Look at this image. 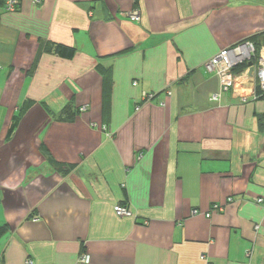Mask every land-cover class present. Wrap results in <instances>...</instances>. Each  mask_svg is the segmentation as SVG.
<instances>
[{"label": "crops", "instance_id": "1", "mask_svg": "<svg viewBox=\"0 0 264 264\" xmlns=\"http://www.w3.org/2000/svg\"><path fill=\"white\" fill-rule=\"evenodd\" d=\"M18 1L0 3V264H264V98L239 97L248 67L213 101L205 67L264 47V0Z\"/></svg>", "mask_w": 264, "mask_h": 264}, {"label": "built area", "instance_id": "2", "mask_svg": "<svg viewBox=\"0 0 264 264\" xmlns=\"http://www.w3.org/2000/svg\"><path fill=\"white\" fill-rule=\"evenodd\" d=\"M39 2L40 0H36ZM4 9L9 12H14L17 10L19 1L18 0H0ZM129 17L134 21H139L141 19V14L138 9H134L129 12ZM257 52V47L254 42L250 40H245L239 42L231 47L224 48L219 53L210 58L206 63L205 67L210 73L218 75L221 81V89L218 93H214L211 97L213 101H220L223 94L229 91H235L237 85L239 84L238 79L240 75L246 74V69L240 72H235L234 68L243 64L246 61H251ZM261 56L258 61V70L255 76L254 90L249 92L246 89L239 91V97L243 101H247L250 96L257 98V88L264 92V47L261 50ZM243 87V86H242ZM251 89V88H248ZM147 97H153L154 93H147ZM86 107H82L81 110H85ZM228 203L233 201L232 197L228 198ZM262 198H258L257 202H262ZM225 206L221 203H214L212 205V210L207 212V216H211V211H221ZM115 212L119 216H131L132 211L126 206L119 204L115 207ZM197 212V210H195ZM91 257L87 253H83L78 258L77 264H90ZM28 264H33V261H28Z\"/></svg>", "mask_w": 264, "mask_h": 264}, {"label": "trees", "instance_id": "3", "mask_svg": "<svg viewBox=\"0 0 264 264\" xmlns=\"http://www.w3.org/2000/svg\"><path fill=\"white\" fill-rule=\"evenodd\" d=\"M253 38L254 37H251L250 39H253ZM256 47H257V51H259L260 47L258 45ZM54 50L59 56L64 57V58H68V59L73 58L77 52V49L75 47L68 46V45H65L62 43L55 44ZM245 64L246 63H243V64L239 65L238 67L234 68V71L240 72L241 70H243L245 68ZM257 98H259V99L264 98V92L262 90H260L259 88H257ZM33 102L34 101L28 99V100H25L22 103V105H20L18 112L16 114H14V116H13L12 123H11V126H10L9 131H8L9 135H11L14 132V130L18 126L21 118L23 117V115L25 114L27 109H29L32 106ZM70 107H71V105H68L67 107H65V111L70 110L71 109ZM256 122H257L258 128L261 131H264V113L256 114Z\"/></svg>", "mask_w": 264, "mask_h": 264}, {"label": "rangeland", "instance_id": "4", "mask_svg": "<svg viewBox=\"0 0 264 264\" xmlns=\"http://www.w3.org/2000/svg\"><path fill=\"white\" fill-rule=\"evenodd\" d=\"M262 49H263V47L260 48L259 51L256 52L255 56L251 59V63H250V61H246V62H244V63H246L244 69H246V68H248V67H250V66H253L254 77H255L256 74H257V70H258V67H259V65H258V61H259L260 56L262 55V54H261V50H262ZM237 67H238V66H237ZM235 68H236V67H235ZM244 69H243V70H244ZM243 70H241V71H243ZM254 82H255V81H254ZM255 83H256V82H255ZM256 84H257V83H256ZM238 87H239V85H238ZM240 89H241V87H240ZM242 89H245V88L242 87Z\"/></svg>", "mask_w": 264, "mask_h": 264}, {"label": "water", "instance_id": "5", "mask_svg": "<svg viewBox=\"0 0 264 264\" xmlns=\"http://www.w3.org/2000/svg\"><path fill=\"white\" fill-rule=\"evenodd\" d=\"M249 69H250L249 74L251 75V73L253 72V66H250Z\"/></svg>", "mask_w": 264, "mask_h": 264}, {"label": "bare ground", "instance_id": "6", "mask_svg": "<svg viewBox=\"0 0 264 264\" xmlns=\"http://www.w3.org/2000/svg\"><path fill=\"white\" fill-rule=\"evenodd\" d=\"M251 62V61H250Z\"/></svg>", "mask_w": 264, "mask_h": 264}]
</instances>
